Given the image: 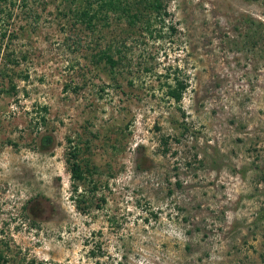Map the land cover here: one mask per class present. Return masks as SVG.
<instances>
[{
  "label": "rangeland",
  "instance_id": "rangeland-1",
  "mask_svg": "<svg viewBox=\"0 0 264 264\" xmlns=\"http://www.w3.org/2000/svg\"><path fill=\"white\" fill-rule=\"evenodd\" d=\"M23 2L0 13V264H264V0H161L151 31L105 29L115 74L64 0Z\"/></svg>",
  "mask_w": 264,
  "mask_h": 264
},
{
  "label": "trees",
  "instance_id": "trees-1",
  "mask_svg": "<svg viewBox=\"0 0 264 264\" xmlns=\"http://www.w3.org/2000/svg\"><path fill=\"white\" fill-rule=\"evenodd\" d=\"M9 0H0V13H5L8 9ZM69 4L68 9L63 12L65 17L74 21L72 27L74 29L82 30L83 32L91 33L92 41L96 42L93 53L91 55V62L98 68L105 71L109 70L111 74L119 69L126 59L127 38L124 37L121 31L113 40L107 39L105 29L111 28V25L128 24L130 27H136L139 23L144 21V26L151 31L153 28L152 14L157 17H164L167 15L161 0H64ZM29 0H24L23 4L28 7ZM145 4L146 7L143 6ZM151 15L147 16V14ZM116 30V29H115ZM88 36V35H86ZM6 34H3V38ZM96 37V39H95ZM70 38V37H69ZM75 45L80 49L81 40L76 34ZM106 41V44L103 42ZM10 61H8L9 63ZM176 85L170 88L169 96L177 103L181 102L184 92L188 89V84L181 81L179 78L175 79ZM47 111V109H44ZM47 138H44L46 140ZM79 150L76 149L68 159L69 170L71 173V180L74 183L75 192H78V184L85 182V172L78 162Z\"/></svg>",
  "mask_w": 264,
  "mask_h": 264
}]
</instances>
